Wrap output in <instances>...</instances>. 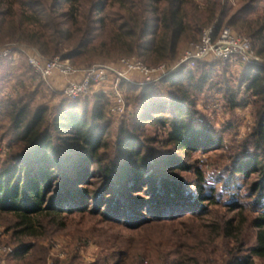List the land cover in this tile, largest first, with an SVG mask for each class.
Here are the masks:
<instances>
[{"label":"trees","instance_id":"obj_1","mask_svg":"<svg viewBox=\"0 0 264 264\" xmlns=\"http://www.w3.org/2000/svg\"><path fill=\"white\" fill-rule=\"evenodd\" d=\"M211 26L249 36L264 59V0H0V44L74 66L173 62ZM239 66L199 62L158 87L122 82L130 111L115 124L105 92L56 103L25 59L0 58V224L17 245L8 263L86 264L79 249L90 241L102 246L94 264L264 259V65ZM217 93L231 114L252 106L239 141L234 120L217 127L200 109ZM76 214L164 236L151 249L80 222L67 256H53Z\"/></svg>","mask_w":264,"mask_h":264},{"label":"built area","instance_id":"obj_2","mask_svg":"<svg viewBox=\"0 0 264 264\" xmlns=\"http://www.w3.org/2000/svg\"><path fill=\"white\" fill-rule=\"evenodd\" d=\"M187 44L176 60L158 65H148L131 56L91 66H74L60 55L45 57L38 49L19 43L0 44V58L12 59L22 55L36 73L38 82L45 83L71 101L105 92L110 99L108 115L113 119L121 118L129 111L121 89L122 82L158 87L166 76L184 66L195 67L199 62L222 61L234 67L251 62L264 65V59L253 50L251 38L228 26L218 35L214 33V26L206 28L199 41ZM5 153L6 147L0 144V154ZM1 235H5L3 231ZM16 247L0 241V261L12 254ZM56 247L59 250V246Z\"/></svg>","mask_w":264,"mask_h":264},{"label":"rangeland","instance_id":"obj_3","mask_svg":"<svg viewBox=\"0 0 264 264\" xmlns=\"http://www.w3.org/2000/svg\"><path fill=\"white\" fill-rule=\"evenodd\" d=\"M187 45L188 44H184L182 48H184ZM19 57H22V60L25 59V57L19 54L15 56L14 59L19 58ZM2 70L3 68L0 69V71ZM237 71L238 69H236L234 73H237ZM6 87L10 89V85L9 86L7 85ZM49 89L52 90L51 88ZM57 93L58 94H56L55 99H54L56 103L60 102V100L62 99H67L61 93L59 92ZM54 101L51 103L52 105ZM200 109L209 115V117L211 118V120H213V122L215 123L217 127H222L224 122H226L228 119L234 120L236 129L235 131H233V133L237 141L245 137L253 126V124L251 123L254 121L251 105H249L248 107L237 109L235 110V114H231L225 111L223 107V100L219 93H217L211 99L201 100ZM114 121H115V124H118L119 118L114 119ZM220 211L223 212L222 210ZM219 214L224 215V213H219ZM73 219L74 221L67 228V231L59 233L57 237L52 240L51 243L53 245V248H52L51 254L53 256L59 255L61 258H65L67 256L66 253H69V251L71 250L69 246L70 241L72 240L71 232L77 230V226H80V225L76 223H80V222H83L84 224H86V227H89V230L92 228H96L98 226L104 227L109 232L108 234L110 235H119L121 239H123L124 241L129 240L132 245H138L142 241V244L146 243L147 244L146 246H148V248H151V249L154 246L153 245L154 240H161V236H164V235H160L162 231H160L159 229H155V228L154 229H148V228L142 229V231H139V229L129 230L123 227L122 225L106 224V223H102L101 221L98 222L93 218L88 219L85 217V220H83L81 216L77 214L73 215L72 220ZM2 231L4 232L5 235L0 236V241L4 243H8V244L11 243L13 245H16L15 243L11 242V236H10V233L6 230V227L0 224V233ZM246 236L247 238H249V241L252 243L253 237H252L251 231H248ZM105 237H109V236L105 235ZM150 240H153V242ZM56 245L59 246V250L56 247ZM101 248L102 246L96 243L95 241H90L82 245V247H80L79 249V252H80L81 258L83 259L84 263L94 264V262L97 260L99 256V251ZM64 252L66 253L64 254ZM7 257H4V259L0 261V264H9L7 261ZM256 264H264V259H257Z\"/></svg>","mask_w":264,"mask_h":264},{"label":"crops","instance_id":"obj_4","mask_svg":"<svg viewBox=\"0 0 264 264\" xmlns=\"http://www.w3.org/2000/svg\"><path fill=\"white\" fill-rule=\"evenodd\" d=\"M236 68H237V69H239V68H240V66H236Z\"/></svg>","mask_w":264,"mask_h":264}]
</instances>
